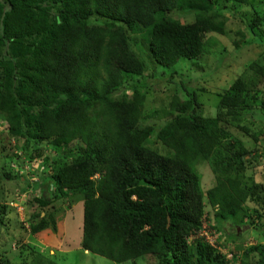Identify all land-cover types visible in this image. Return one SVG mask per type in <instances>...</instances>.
I'll use <instances>...</instances> for the list:
<instances>
[{"label": "trees", "instance_id": "obj_1", "mask_svg": "<svg viewBox=\"0 0 264 264\" xmlns=\"http://www.w3.org/2000/svg\"><path fill=\"white\" fill-rule=\"evenodd\" d=\"M216 2L247 0H0V115L15 141L8 152L20 148L27 154L17 141H44L54 148L77 143L68 161L42 180L40 197L28 200L31 234L55 232L52 201L72 196L82 201L83 251L116 263L153 255L164 264H227L202 238H186L200 227L203 198L216 232L223 223L242 222L247 200L260 197L264 203L263 186H244L232 176L245 169L247 149L221 143L219 123L245 109L246 83L240 78L231 83L213 117L200 114L192 94L171 95L169 115L157 127L137 126L143 104L137 85L114 97L124 75L143 70L129 32L142 35L158 65L197 59L208 48L205 34H224ZM172 11L194 13V19L179 22L167 16ZM252 100L253 113L263 120L264 100L258 95ZM238 128L255 140L253 130ZM150 137L169 154L146 147ZM8 155L9 161L17 157ZM57 158L42 160L50 166ZM208 160L215 178L202 193L193 166ZM4 173L16 177L8 164ZM252 253L258 257L250 261ZM28 264L57 263L37 257ZM237 264H264V256L258 246H249Z\"/></svg>", "mask_w": 264, "mask_h": 264}, {"label": "rangeland", "instance_id": "obj_2", "mask_svg": "<svg viewBox=\"0 0 264 264\" xmlns=\"http://www.w3.org/2000/svg\"><path fill=\"white\" fill-rule=\"evenodd\" d=\"M215 18L223 21L224 34L207 33L204 38L208 42L207 51L197 59L179 58L172 66L156 64L149 56L146 42L140 33H128L133 50L143 63L139 75H124V86L114 94L117 98L130 94L126 86L137 85L143 95L141 117L137 126H159L168 117L167 104L171 95L186 99L192 94L197 102V109L204 117H213L217 112L218 100L229 91L231 83L242 79L248 88L245 109L240 116H227L220 121L225 136L221 143L232 141L247 149L248 163L243 172L234 174L242 185L264 187V106H261L263 120L254 113L252 96L258 95L264 100V0H247L246 3H215ZM214 12V10H213ZM207 14L211 10H207ZM194 13L172 11L168 17L182 23L193 21ZM91 20V19H90ZM254 21V24H253ZM260 106V105H259ZM3 117L0 115V121ZM245 126L255 133V140L248 137L238 126ZM21 143V142H20ZM16 144L24 147L29 154L39 153L44 157L55 158L50 164V172L61 161H68V153L77 146L72 142L64 148H54L48 143L22 142ZM144 145L160 154L167 155L169 150L154 137L148 138ZM236 145V146H237ZM11 147L9 137L3 129L0 131V262L9 264H28L37 257L53 260L57 264H164L153 255L140 256L133 261L116 263L94 253L83 251L80 247L82 225V201L69 196L65 199L53 200L57 208L56 229H46L38 234L29 232L27 218L32 210L29 193L22 210L8 207L7 202L15 191H23L25 184L18 176L6 177L8 151ZM33 152V153H32ZM50 154H53L50 156ZM56 161V163H55ZM199 189L202 193L209 188L215 178L210 168V161H200L193 166ZM96 176L94 177V179ZM30 196V197H29ZM203 214L200 228L209 230L212 225V209L202 199ZM244 216L242 222L223 223L217 235V245L227 256L228 264H237L244 249L258 246L264 256V203L258 199H250L242 204ZM20 210V211H19ZM234 221H238L235 217ZM227 232L229 234L223 235ZM232 235V236H231ZM234 235V236H233ZM258 257L257 253L249 256L250 261Z\"/></svg>", "mask_w": 264, "mask_h": 264}, {"label": "built area", "instance_id": "obj_3", "mask_svg": "<svg viewBox=\"0 0 264 264\" xmlns=\"http://www.w3.org/2000/svg\"><path fill=\"white\" fill-rule=\"evenodd\" d=\"M3 129L6 131V124L0 121V131ZM9 141L11 143V146H13L15 143L14 139L9 138ZM8 153H14L17 156L13 157L12 160L9 161L8 167L12 174L18 176L20 180L24 182L25 188L23 191H15L11 199L7 202V205L10 207H14L15 210L17 209V207L22 210V206L24 205L21 203H24V201L26 200L25 195L27 193H29L31 198L37 199L40 197L42 178L49 174L50 168L49 166L45 165L42 160L44 155L30 156L29 153H23L20 148H13V150ZM52 155L53 154H50V156ZM51 187L52 186H49V189H52ZM214 235H217V232L214 231V229L210 228L208 231H204L199 227L197 231H194L189 237L186 238V242H189L193 238H202L203 241L216 248L224 255V252L217 245L218 240L216 236L215 238L213 237ZM225 259L227 260V256H225Z\"/></svg>", "mask_w": 264, "mask_h": 264}, {"label": "clouds", "instance_id": "obj_4", "mask_svg": "<svg viewBox=\"0 0 264 264\" xmlns=\"http://www.w3.org/2000/svg\"><path fill=\"white\" fill-rule=\"evenodd\" d=\"M47 176H44L43 178H42V180L44 179V178H46ZM21 183L22 184H24V182L21 180ZM30 199H33V198H30ZM228 262V261H227Z\"/></svg>", "mask_w": 264, "mask_h": 264}, {"label": "crops", "instance_id": "obj_5", "mask_svg": "<svg viewBox=\"0 0 264 264\" xmlns=\"http://www.w3.org/2000/svg\"><path fill=\"white\" fill-rule=\"evenodd\" d=\"M56 229L58 230V228L56 227Z\"/></svg>", "mask_w": 264, "mask_h": 264}, {"label": "water", "instance_id": "obj_6", "mask_svg": "<svg viewBox=\"0 0 264 264\" xmlns=\"http://www.w3.org/2000/svg\"><path fill=\"white\" fill-rule=\"evenodd\" d=\"M166 226H167V223H166Z\"/></svg>", "mask_w": 264, "mask_h": 264}]
</instances>
